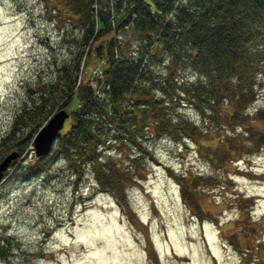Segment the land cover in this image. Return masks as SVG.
<instances>
[{
  "label": "rangeland",
  "instance_id": "374dc122",
  "mask_svg": "<svg viewBox=\"0 0 264 264\" xmlns=\"http://www.w3.org/2000/svg\"><path fill=\"white\" fill-rule=\"evenodd\" d=\"M62 1L0 0V141H16L24 128L11 131L13 116L70 55L77 31ZM126 30L116 38L129 56L137 48ZM111 36L93 41L80 80L93 84L101 74L104 54L96 46L104 49ZM158 70L154 65L153 74ZM177 73L189 81L195 77L186 67ZM258 93L248 112L264 106V79ZM183 104L175 109L204 126ZM257 116L247 121L253 130L246 124L241 131L244 151L223 163L206 158L217 133L207 125L198 143L157 135L146 126L138 130L141 140L119 131V139L99 154L115 171L134 174L109 188L122 208L88 168L75 180L60 157L45 156L36 166L28 144L0 177V243L7 247L0 264H264V112Z\"/></svg>",
  "mask_w": 264,
  "mask_h": 264
},
{
  "label": "trees",
  "instance_id": "16d2710c",
  "mask_svg": "<svg viewBox=\"0 0 264 264\" xmlns=\"http://www.w3.org/2000/svg\"><path fill=\"white\" fill-rule=\"evenodd\" d=\"M150 2L154 10L146 0L61 2L77 31L73 48L55 66L54 76L37 85L29 104L13 116L11 131L19 125L24 131L14 142L8 136L1 139L0 158L10 150L20 154L52 112L64 108L67 127L56 135L48 152L34 156V164L45 156L60 157L75 180L88 168L98 187L109 190L122 208L109 188L121 177L128 181L134 174L115 171L99 154L108 142L119 139V131L134 141L141 140L144 136L138 130L146 126L157 135L174 140L190 137L198 143L208 131L202 129L207 125L217 130L213 146L207 145L205 150L210 162L214 158L220 163L233 160L244 151V125L250 132L254 127L247 121L264 112V106L247 110L264 79V0ZM126 28L133 33L137 48L129 56L122 53L123 44L116 38ZM108 33L112 36L104 49L101 44L96 46V52L104 54L101 74L93 84L80 80L84 56L93 41ZM154 65L159 69L157 75ZM185 67L195 74L190 81L177 73ZM73 95L76 104L67 109ZM178 102L193 109L204 126L175 109ZM260 120L264 124V116ZM236 127L241 130L235 131ZM5 248L0 243V255Z\"/></svg>",
  "mask_w": 264,
  "mask_h": 264
},
{
  "label": "water",
  "instance_id": "95a60500",
  "mask_svg": "<svg viewBox=\"0 0 264 264\" xmlns=\"http://www.w3.org/2000/svg\"><path fill=\"white\" fill-rule=\"evenodd\" d=\"M67 117V110L58 108L36 129L30 140L34 156H40L49 151L53 140L63 128ZM15 155L16 151L10 150L0 158V177L3 169L6 168L10 159Z\"/></svg>",
  "mask_w": 264,
  "mask_h": 264
}]
</instances>
